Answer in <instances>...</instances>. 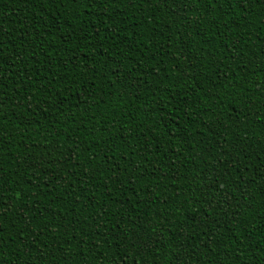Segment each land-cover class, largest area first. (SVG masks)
Here are the masks:
<instances>
[{
	"label": "trees",
	"instance_id": "16d2710c",
	"mask_svg": "<svg viewBox=\"0 0 264 264\" xmlns=\"http://www.w3.org/2000/svg\"><path fill=\"white\" fill-rule=\"evenodd\" d=\"M0 264H264V0H0Z\"/></svg>",
	"mask_w": 264,
	"mask_h": 264
}]
</instances>
